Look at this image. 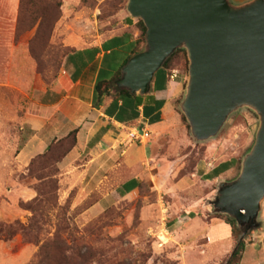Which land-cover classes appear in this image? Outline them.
I'll list each match as a JSON object with an SVG mask.
<instances>
[{"label":"rangeland","instance_id":"obj_1","mask_svg":"<svg viewBox=\"0 0 264 264\" xmlns=\"http://www.w3.org/2000/svg\"><path fill=\"white\" fill-rule=\"evenodd\" d=\"M127 2L0 0V147L7 154L0 157L13 162L15 150L23 141L21 118L33 108L39 93L53 86L62 73L71 49L67 44L69 40H78L77 45L85 46L115 33L123 20L120 14H128ZM181 61L179 72L186 76L185 91L187 53ZM181 100H178L177 111L184 116L179 108ZM185 121L187 128L176 126L175 134L182 139L188 134L191 143L184 140L188 143L181 145L179 137L173 138L175 146L168 142L164 150L166 156L161 158L162 170L133 194L121 196L116 183L114 186L104 184L98 189L85 183L65 191L59 183V163L55 164V169H59L57 187L50 191V187L41 186L47 201L36 208L38 215L46 220L40 233L41 242L29 243L21 233L9 240L0 236V264H31L43 242L48 243L39 264H226L236 244L233 236L232 248H227L224 256L214 261L199 260L194 255L202 256L207 252L206 239H202L201 244L205 252L186 249L189 240H169L163 210L173 207L178 199L166 187L183 175H191L200 160L208 158L216 163L233 155L242 158L255 140L259 117L249 108L240 109L230 116L215 138L206 142H196ZM72 141L69 138L64 144L69 146ZM59 149L55 148L54 153ZM120 162H123L122 155ZM17 169L9 171L7 184L0 187V223L19 221L27 226L33 216L30 201H13L10 188L18 182L36 187L37 181L29 171L24 174ZM39 174L36 168L34 175ZM129 176L122 166L116 182L121 183ZM104 195L105 205L93 210ZM262 205L264 218V201ZM261 222V226L251 230L244 239L246 245H252L246 247L242 264H264V220ZM161 238L168 240L163 246Z\"/></svg>","mask_w":264,"mask_h":264},{"label":"crops","instance_id":"obj_2","mask_svg":"<svg viewBox=\"0 0 264 264\" xmlns=\"http://www.w3.org/2000/svg\"><path fill=\"white\" fill-rule=\"evenodd\" d=\"M245 1L231 0L236 4ZM120 17L123 20L118 31L89 45L81 46L77 45L78 40H69L67 44L71 49L62 73L53 86L39 93L33 108L21 118L23 141L15 150L13 162L2 157L7 154L0 147V172H5L0 174V187L7 184L9 171L16 167L27 174L33 158L73 130H76V144L59 162V183L65 191L85 183L96 189L116 183L119 194H133L140 184L150 183L162 170L161 158L166 156L168 142L171 141L170 146L177 145L173 142L177 137L181 145L190 142L188 134L184 139L175 134L176 126L187 128L177 111L178 100L184 94V73L171 77V69L163 66L155 74L151 90L146 94L131 92L121 98L97 95V83L110 81L118 73L121 75L128 60L145 45L137 25L139 19L126 12ZM132 128L148 130L150 139L129 143L128 133ZM121 155L123 162H120ZM122 166L130 176L118 183ZM240 167L241 158L237 155L216 163L206 158L197 162L191 175H183L172 185H167L169 193L178 199L173 207L163 210V217L167 218L163 224L169 229L166 231L167 235L170 233L169 240H189L185 248L193 252L207 250L202 256L194 254L199 260H219L232 248V228L222 219L209 217L212 210L208 200L215 195L218 182L236 177ZM10 193L13 201L27 202L37 196L32 185L19 182L10 188ZM105 197L96 202L93 210L105 205ZM167 211L170 212L166 214ZM261 219L264 220L262 213ZM202 239H206L205 251ZM187 258L189 261L191 257Z\"/></svg>","mask_w":264,"mask_h":264},{"label":"water","instance_id":"obj_3","mask_svg":"<svg viewBox=\"0 0 264 264\" xmlns=\"http://www.w3.org/2000/svg\"><path fill=\"white\" fill-rule=\"evenodd\" d=\"M126 10L144 23L145 45L122 68L117 88L150 92L157 71L183 48L189 65L179 108L196 142L215 138L240 109L258 115L239 173L219 181L209 202L235 219L244 240L261 226L264 201V0H128Z\"/></svg>","mask_w":264,"mask_h":264},{"label":"trees","instance_id":"obj_4","mask_svg":"<svg viewBox=\"0 0 264 264\" xmlns=\"http://www.w3.org/2000/svg\"><path fill=\"white\" fill-rule=\"evenodd\" d=\"M140 31H141V40L145 42V33H146V27L142 20H138L137 23ZM186 55V50L183 48L177 49L164 63L165 67L170 68L173 70L174 68H179L182 64L181 59L182 56ZM120 77V73H118L112 80L110 81H101L98 82L96 85V93L99 97L104 95H109L114 98H121L124 95H131V92L128 89H119L114 84L115 80ZM183 121H185V117L182 116ZM186 122V121H185ZM73 139L71 144L69 146H66L64 142L68 139ZM76 144V130H73L70 134H68L66 137L58 140L57 142H52L46 152L43 154H40L32 159L28 171L29 175L36 179L37 186L34 187L37 191V196L30 200L31 206L29 209L33 212V216L29 220V225L25 226L19 221L10 222L8 224H1L0 223V236L3 237L6 240H9L13 238L16 234L21 233L24 237V239L29 243L39 244L41 242V231L43 229V226L45 225L46 220L42 219L40 215L37 213V207L41 204H46V197L45 193L42 192L41 186L45 185L50 187V191L57 187V173L59 171L58 168L55 169V164L59 163L65 155L68 153V151L75 146ZM55 145V147H54ZM54 147V148H53ZM55 148H60L59 152L56 154L54 153L56 150ZM39 169L40 174L34 175V170ZM54 168V169H53ZM50 170V172H49ZM47 171V172H44ZM52 172V173H51ZM143 184V183H142ZM140 184V188L142 186ZM139 188V189H140ZM121 196H125V192H120ZM45 200V201H44ZM32 204H34L32 206ZM210 216L218 217L222 220H224L226 223L230 224L232 228V236L236 239V244L229 256V258L226 261V264H240L244 250L246 247V241L240 240V237L242 235L241 229L236 225V221L234 218L219 214L217 212H210ZM34 235V238L32 236ZM48 242H43L39 250L37 252L36 259L31 264H39L40 260L43 258L44 249L46 248Z\"/></svg>","mask_w":264,"mask_h":264},{"label":"built area","instance_id":"obj_5","mask_svg":"<svg viewBox=\"0 0 264 264\" xmlns=\"http://www.w3.org/2000/svg\"><path fill=\"white\" fill-rule=\"evenodd\" d=\"M180 74L179 70L173 69L171 70V77H177ZM151 135L148 130H137L135 128H132L128 133V139L130 140L129 143L138 142L143 143L147 142L150 139ZM161 246L166 244V242L161 238L160 239Z\"/></svg>","mask_w":264,"mask_h":264}]
</instances>
